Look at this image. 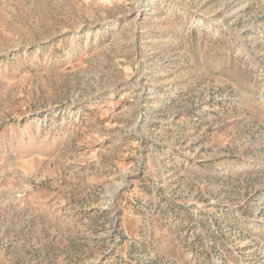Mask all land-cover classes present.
<instances>
[{
    "label": "rangeland",
    "instance_id": "1",
    "mask_svg": "<svg viewBox=\"0 0 264 264\" xmlns=\"http://www.w3.org/2000/svg\"><path fill=\"white\" fill-rule=\"evenodd\" d=\"M0 264H264V0H0Z\"/></svg>",
    "mask_w": 264,
    "mask_h": 264
}]
</instances>
